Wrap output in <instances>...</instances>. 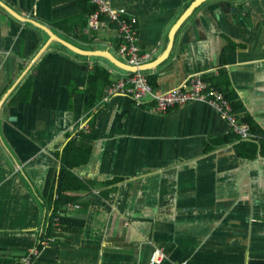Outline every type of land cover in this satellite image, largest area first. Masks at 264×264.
I'll return each mask as SVG.
<instances>
[{"label": "crops", "instance_id": "1", "mask_svg": "<svg viewBox=\"0 0 264 264\" xmlns=\"http://www.w3.org/2000/svg\"><path fill=\"white\" fill-rule=\"evenodd\" d=\"M110 1L138 19L155 90L194 74L226 82L259 154L242 157L240 136L200 102L160 112L150 100L105 101V90L86 112L93 66L113 81L130 71L55 38L121 62L112 32H79L85 0H0V264L35 250L30 264H264V0H205L180 25L195 0ZM90 124L91 156L73 173L92 185L69 192L77 207L62 214L83 228L48 237L47 182ZM156 249L164 256L151 263Z\"/></svg>", "mask_w": 264, "mask_h": 264}, {"label": "built area", "instance_id": "2", "mask_svg": "<svg viewBox=\"0 0 264 264\" xmlns=\"http://www.w3.org/2000/svg\"><path fill=\"white\" fill-rule=\"evenodd\" d=\"M90 2L95 9L87 14L89 30L111 31L117 41L115 46L117 58L136 70L126 72L107 87L105 101L111 96L122 95L130 97L137 106H141L150 100L153 102V108L160 112H166L172 107H180L190 102L204 103L212 107L231 131L242 140L256 141L257 137L251 132L250 126L241 121L240 115L233 112L224 94L211 86L201 75H191L182 84L170 90L161 92L155 90L141 70L152 60V54L149 51H143L140 47L138 19L129 14L126 8L114 7L110 0H90ZM79 128L78 131L84 130L86 125ZM93 192L98 193V191ZM76 207L73 204L67 205L69 209ZM54 222L58 226V218H55ZM46 241L50 242L52 239ZM31 253L36 255L37 251H30L28 255L20 258L19 264H30ZM163 256V251L156 249L151 255V263L160 262Z\"/></svg>", "mask_w": 264, "mask_h": 264}, {"label": "trees", "instance_id": "3", "mask_svg": "<svg viewBox=\"0 0 264 264\" xmlns=\"http://www.w3.org/2000/svg\"><path fill=\"white\" fill-rule=\"evenodd\" d=\"M85 1L88 3L87 7H85V11L89 14L95 9V6L90 0ZM85 27H87V23H83L81 26L79 25V32H82ZM113 82L110 73L104 67L98 64L93 66L87 76V86L84 91L86 112L93 110L101 102L106 88ZM213 86L224 94L225 98L231 104L233 112L242 113L244 111L242 104L237 101L235 94L229 91L226 82L222 85L213 84ZM241 121L248 124L252 130L251 132L256 134L258 129L251 118H241ZM93 131L94 126L90 124L88 132H79L76 139H71L68 144L64 146L60 154V172L59 174L54 172L49 177L45 189L48 205L52 207V214L47 232L48 237L57 236L65 231L80 232L83 228L84 223L82 220H74L62 214L65 213L64 208L67 207L68 204L76 202L74 197L68 195L69 192L89 190V188H91L90 186L92 184L89 182L84 183L79 180L74 175L73 170L85 164L89 156H91ZM240 146L242 149L241 155L244 158L254 159L259 154L258 146L253 142L240 140ZM55 218H58V226H56L54 222ZM64 226H67V228Z\"/></svg>", "mask_w": 264, "mask_h": 264}, {"label": "water", "instance_id": "4", "mask_svg": "<svg viewBox=\"0 0 264 264\" xmlns=\"http://www.w3.org/2000/svg\"><path fill=\"white\" fill-rule=\"evenodd\" d=\"M205 0H195L190 6L189 8L187 9L186 13L184 14V16L182 17L181 21H179V25L182 24L186 19L187 17L190 15V13L202 2H204ZM179 28V26H177L176 28V31L177 29ZM45 29V28H43ZM47 31V29H45ZM51 36V32L47 31ZM56 40H58L59 42H61L62 44H65L66 46H68L70 49L76 51V52H79V54L81 55H85V56H88V57H91V56H102V57H105V59H107L108 61H110L113 65H115L116 67L122 69V70H126V71H130V72H135L136 70L133 68V67H129L128 65L126 64H123L121 62H119L117 59H115L112 55L109 54V52L107 51H91V50H83L59 37H56L55 38ZM142 70V69H141Z\"/></svg>", "mask_w": 264, "mask_h": 264}, {"label": "rangeland", "instance_id": "5", "mask_svg": "<svg viewBox=\"0 0 264 264\" xmlns=\"http://www.w3.org/2000/svg\"><path fill=\"white\" fill-rule=\"evenodd\" d=\"M110 65H111L112 67H114V69L119 70V71H122L121 69L116 68V67H115L114 65H112L111 63H110Z\"/></svg>", "mask_w": 264, "mask_h": 264}]
</instances>
